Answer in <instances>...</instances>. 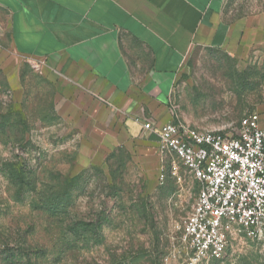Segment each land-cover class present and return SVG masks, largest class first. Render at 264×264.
<instances>
[{"label":"rangeland","instance_id":"1","mask_svg":"<svg viewBox=\"0 0 264 264\" xmlns=\"http://www.w3.org/2000/svg\"><path fill=\"white\" fill-rule=\"evenodd\" d=\"M224 13L264 22V0H226ZM49 69L11 51L0 58V264H264V233L231 236L220 260L195 259L183 238L193 174ZM171 110L226 133L249 113L264 119V46L195 47Z\"/></svg>","mask_w":264,"mask_h":264},{"label":"crops","instance_id":"2","mask_svg":"<svg viewBox=\"0 0 264 264\" xmlns=\"http://www.w3.org/2000/svg\"><path fill=\"white\" fill-rule=\"evenodd\" d=\"M226 0H0V58L41 60L111 111L119 131L175 118L171 96L197 47L264 46L260 18L227 20ZM155 136V135H151Z\"/></svg>","mask_w":264,"mask_h":264},{"label":"built area","instance_id":"3","mask_svg":"<svg viewBox=\"0 0 264 264\" xmlns=\"http://www.w3.org/2000/svg\"><path fill=\"white\" fill-rule=\"evenodd\" d=\"M142 129L199 183L183 226L195 259L220 260L231 236L264 233V119L258 112L243 116L235 133L194 127L179 118L146 121Z\"/></svg>","mask_w":264,"mask_h":264},{"label":"trees","instance_id":"4","mask_svg":"<svg viewBox=\"0 0 264 264\" xmlns=\"http://www.w3.org/2000/svg\"><path fill=\"white\" fill-rule=\"evenodd\" d=\"M64 206V204H62V207ZM66 207V206H65ZM66 209V208H65Z\"/></svg>","mask_w":264,"mask_h":264}]
</instances>
